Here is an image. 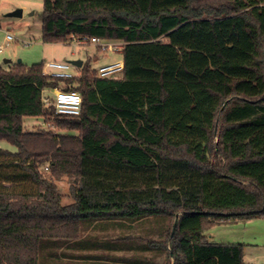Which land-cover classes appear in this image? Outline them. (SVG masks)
Returning <instances> with one entry per match:
<instances>
[{
	"label": "trees",
	"instance_id": "trees-1",
	"mask_svg": "<svg viewBox=\"0 0 264 264\" xmlns=\"http://www.w3.org/2000/svg\"><path fill=\"white\" fill-rule=\"evenodd\" d=\"M192 2L43 0L44 43H125L124 70L0 66V140L16 148H0V264H45L126 225L161 230L135 248L155 264H245L242 244L205 233L264 218V0ZM54 89L79 92L81 114L46 106Z\"/></svg>",
	"mask_w": 264,
	"mask_h": 264
},
{
	"label": "rangeland",
	"instance_id": "rangeland-1",
	"mask_svg": "<svg viewBox=\"0 0 264 264\" xmlns=\"http://www.w3.org/2000/svg\"><path fill=\"white\" fill-rule=\"evenodd\" d=\"M227 0H193L194 8L211 7L218 9L226 5ZM23 10L21 18L7 17L15 10ZM42 12L43 0H0V66L18 63L30 67L34 64L49 62L70 64L75 60L89 61L95 68L121 59L115 54L103 53L92 44L78 46L76 44H47L42 41ZM13 36L7 42V35ZM10 61L11 63H7ZM48 94V93H47ZM50 95V93L48 94ZM52 96V95H50ZM42 120L26 119L25 128L36 131ZM55 130L54 132H57ZM0 148L15 152L16 148L4 140H0ZM58 190L63 195V205L73 203L69 194L67 181L58 183ZM209 241L224 244H242L244 246L245 264H264V218L243 220L233 223L216 225L205 233ZM157 241H160L156 238ZM156 241V242H157ZM156 257V256H155ZM156 262L161 263L162 259Z\"/></svg>",
	"mask_w": 264,
	"mask_h": 264
},
{
	"label": "crops",
	"instance_id": "crops-1",
	"mask_svg": "<svg viewBox=\"0 0 264 264\" xmlns=\"http://www.w3.org/2000/svg\"><path fill=\"white\" fill-rule=\"evenodd\" d=\"M93 231L94 234L91 232L93 235L86 242L67 248L61 257L53 255L45 264H134L136 259L142 260L143 264L156 263L153 249L137 254L135 248L149 246L151 241L159 239L161 230L150 226L126 225L117 226L114 230L102 226ZM163 232L165 235L166 229Z\"/></svg>",
	"mask_w": 264,
	"mask_h": 264
},
{
	"label": "built area",
	"instance_id": "built-area-1",
	"mask_svg": "<svg viewBox=\"0 0 264 264\" xmlns=\"http://www.w3.org/2000/svg\"><path fill=\"white\" fill-rule=\"evenodd\" d=\"M7 42L13 40V36L10 34L6 37ZM72 44L78 46H85L92 44L102 50L103 53L115 54L121 56V59L114 62L104 64L98 68V75L102 78L116 77L120 75L124 70L123 50L125 43L121 42H108L98 38H93L90 41H78L75 40ZM4 50L3 46H0V53ZM45 73L51 77L56 78H72L77 75V67L70 64H61L55 62H49L45 66ZM50 93V95H48ZM45 92L43 96V102L46 106H53L55 114L61 117L79 116L82 111L83 100L82 96L77 91H66L61 89H54L51 92ZM41 130L55 131V125L51 122H44L39 125Z\"/></svg>",
	"mask_w": 264,
	"mask_h": 264
},
{
	"label": "water",
	"instance_id": "water-1",
	"mask_svg": "<svg viewBox=\"0 0 264 264\" xmlns=\"http://www.w3.org/2000/svg\"><path fill=\"white\" fill-rule=\"evenodd\" d=\"M23 16V10L21 9H18V10H15L14 12L12 13H9L7 17H10V18H21ZM7 63H11L10 61H6V64ZM18 63H22L21 60L18 61ZM72 65L78 67V68H82L83 66V61L82 60H75V61H72L70 62Z\"/></svg>",
	"mask_w": 264,
	"mask_h": 264
}]
</instances>
